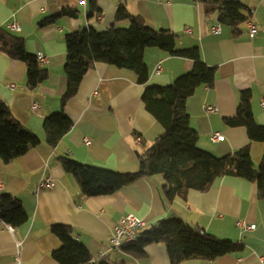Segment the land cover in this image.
Masks as SVG:
<instances>
[{"label": "crops", "instance_id": "obj_1", "mask_svg": "<svg viewBox=\"0 0 264 264\" xmlns=\"http://www.w3.org/2000/svg\"><path fill=\"white\" fill-rule=\"evenodd\" d=\"M97 1L101 14L88 19V0H0V27L23 37L29 53L43 55L41 68L49 74L46 81L29 89L26 65L0 53V100L9 106L17 122L43 140L44 120L60 111L67 88L65 36L89 27L105 31L115 24L119 7H124L149 28L175 33L176 50L199 48L206 65L216 69L213 87H200L187 101L191 127L199 136L198 147L224 157L250 144L246 128L230 127L226 119L236 116L241 92L251 90L254 117L264 126V0H234L253 11L238 35L193 0ZM64 9L77 11V16H61L50 25L39 26ZM249 23L257 26L256 35L250 34ZM11 24L21 30H9ZM129 24L126 20L115 25L126 28ZM217 25L221 33L213 34L211 29ZM145 59L150 70L145 85L138 83L132 71L96 63L82 80L76 97L66 105L73 128L60 144L51 149L43 143L9 164L0 159V181L4 182L0 195L20 200L28 216L27 224L13 231L0 220V264H15L18 254L23 264H59L52 255L62 246L51 231L54 225L72 227L95 262L103 257L126 264H171L164 244L149 245L141 257L114 250L113 229L128 214L144 218L149 227L178 217L220 240L241 246L216 260L194 258L181 264H264V197L251 182L224 176L207 191L189 190L186 201L177 197L171 202L163 190L165 180L157 175L114 195L90 198L81 194L74 177L64 171L62 158L120 173L139 170L135 149L143 139L150 145L163 133L143 105L145 89L168 86L194 68L193 60L173 57L159 49H149ZM159 63L163 71L155 75ZM34 104L39 109L34 110ZM208 107L216 110L210 112ZM213 133H220L225 141L214 145ZM85 138L92 140L91 146L85 145ZM250 150L257 169L264 143L253 142ZM47 178L55 181L54 189L38 191L39 182ZM239 222L255 225L256 230L244 231Z\"/></svg>", "mask_w": 264, "mask_h": 264}, {"label": "trees", "instance_id": "obj_2", "mask_svg": "<svg viewBox=\"0 0 264 264\" xmlns=\"http://www.w3.org/2000/svg\"><path fill=\"white\" fill-rule=\"evenodd\" d=\"M193 1L203 5L206 14L216 15L219 23L230 27L236 35L252 18V9L240 1ZM88 6V19L101 14L97 0H88ZM77 13L64 9L60 15L41 21L39 26L50 25L61 16L76 17ZM126 20L130 23L126 28L115 25ZM115 24L105 31L89 27L65 36L67 88L60 100V111L44 120L43 140L17 122L9 106L0 100L2 162L9 164L43 143L51 149L60 144L73 128L65 111L66 105L76 97L82 80L96 63L132 71L137 75L138 83L145 85L150 78L146 52L159 49L173 57L193 60L194 68L168 86L145 89L143 105L163 128V133L150 145L143 139L135 149L139 170L120 173L62 158L64 171L74 177L81 194L90 198L114 195L141 179L157 175L165 180L163 190L171 202L177 197L186 201L189 190L207 191L217 179L230 175L255 184L259 195L264 197V155L256 169L250 152L253 142L264 143V126L258 124L254 117L251 90L241 92L236 116L226 119L230 127L246 128L250 144L224 157L202 151L198 147V133L190 124L187 101L200 87H213L216 69L206 65L199 48L176 50L178 36L175 33L149 28L141 17L129 14L124 7H119ZM0 53L26 65V84L29 89L36 88L48 79L49 74L39 66L37 56L28 52L25 39L2 27ZM0 220L14 229L27 224L28 216L21 201L9 194L0 195ZM51 231L62 243L61 248L52 254L59 264H126L122 260L103 257L95 262L70 226L54 225ZM152 244L166 245L171 264H181L194 258L212 261L241 248L237 243L220 240L204 229L192 227L172 216L140 232L135 242L125 245L121 250L141 257L146 247Z\"/></svg>", "mask_w": 264, "mask_h": 264}, {"label": "built area", "instance_id": "obj_3", "mask_svg": "<svg viewBox=\"0 0 264 264\" xmlns=\"http://www.w3.org/2000/svg\"><path fill=\"white\" fill-rule=\"evenodd\" d=\"M250 26V34L256 35L258 33V28L254 24L249 23ZM9 30L19 32L21 29L17 24H11L9 26ZM213 34H219L221 33V26L217 25L211 29ZM190 33L191 30H188ZM38 64L40 67H42L45 63V58L43 55H39L37 57ZM163 71L162 63H159L156 66L155 69V75H160ZM11 87H14V85H11ZM262 107H264V98L262 99ZM34 110L39 109L38 104H34L33 106ZM208 111L214 112L216 109L214 107H208ZM141 138H138L137 141H140ZM211 141L214 145H218L225 141V137L221 135L220 133H213L211 135ZM85 145L91 146L92 140L90 138H85ZM55 181H53L51 178L44 179L39 182L37 186L38 191H51L55 187ZM4 188V182L0 181V190ZM6 228H8L10 231H13L14 228L10 225H5ZM238 226L244 230V231H255L256 226L255 225H247L245 222H239ZM148 223L144 218H141L135 214H128L124 218L121 219V221L114 227L113 229V236H112V244L113 248L116 251L121 250L125 245H129L136 241L137 236L140 232H143L148 228ZM264 260L263 258L261 259ZM15 264H23L21 260L20 254H18L15 258Z\"/></svg>", "mask_w": 264, "mask_h": 264}]
</instances>
